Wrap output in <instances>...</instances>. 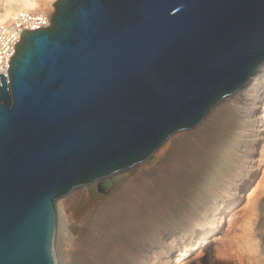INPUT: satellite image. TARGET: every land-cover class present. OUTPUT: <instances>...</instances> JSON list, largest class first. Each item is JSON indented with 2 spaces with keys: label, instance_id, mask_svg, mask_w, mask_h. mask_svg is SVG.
I'll use <instances>...</instances> for the list:
<instances>
[{
  "label": "water",
  "instance_id": "obj_1",
  "mask_svg": "<svg viewBox=\"0 0 264 264\" xmlns=\"http://www.w3.org/2000/svg\"><path fill=\"white\" fill-rule=\"evenodd\" d=\"M53 4L0 73V264H56L59 198L79 218L264 63V0Z\"/></svg>",
  "mask_w": 264,
  "mask_h": 264
},
{
  "label": "rangeland",
  "instance_id": "obj_2",
  "mask_svg": "<svg viewBox=\"0 0 264 264\" xmlns=\"http://www.w3.org/2000/svg\"><path fill=\"white\" fill-rule=\"evenodd\" d=\"M54 9L53 4L52 12ZM254 76L243 89L217 103L198 125L175 133L148 159L129 168L125 178L79 218H72L65 209L80 190L59 198L55 204L57 222L58 203L63 202L70 233L67 243L56 229L59 264H156L155 246L167 264H264V73L251 89ZM237 94L245 97L238 100L234 98ZM130 187L135 189L133 202L138 203L132 210L128 208L132 203H125V189ZM223 189L236 194L226 201ZM116 195L118 199L111 203ZM118 202L121 207L116 206ZM195 211L202 219L191 236L178 226ZM115 213L124 218L115 221ZM92 221L96 225L88 229ZM169 224L173 231L163 237ZM245 224L242 233L240 227ZM239 231L241 235H236ZM111 233L116 234L114 239ZM249 235L255 244L252 247L244 238ZM98 244L110 245L101 258L96 257ZM237 249L244 251L240 262Z\"/></svg>",
  "mask_w": 264,
  "mask_h": 264
},
{
  "label": "bare ground",
  "instance_id": "obj_3",
  "mask_svg": "<svg viewBox=\"0 0 264 264\" xmlns=\"http://www.w3.org/2000/svg\"><path fill=\"white\" fill-rule=\"evenodd\" d=\"M55 0H0V73H3V74H6L7 73V68H6V64L8 63V55L6 53V49L8 47H10V43L14 44L15 42L18 41V38H12L11 36L12 35H15V30L17 31L18 29L19 32L21 31L22 32V29L23 28H26V29H34V28H37V27H42V26H47V24H49V21H47V19L49 20V16L53 10V2ZM48 22V23H46ZM18 32V33H19ZM20 32V33H21ZM17 33V32H16ZM19 37H20V34H19ZM7 39H9V41H6ZM263 64V63H262ZM261 64V66H262ZM260 66V67H261ZM258 68L257 72L253 75L254 76V84L253 86H251V89H255L256 86L258 85V81L260 80L261 76L263 75V73H259V69L260 70H263L264 71V67L263 69L262 68ZM252 76V77H253ZM251 77V78H252ZM244 88V87H243ZM242 88V89H243ZM237 92V91H236ZM245 92V91H243ZM256 92V91H255ZM242 93V92H241ZM247 94H249L248 92H246ZM234 94V93H233ZM243 96V97H242ZM236 97V99L240 100L241 98H244L245 95L243 94H237L234 96V98ZM247 98V96H246ZM225 99V98H224ZM223 99V100H224ZM231 100V99H230ZM232 101V100H231ZM225 102V101H224ZM219 103V102H218ZM222 105V104H221ZM242 105V104H241ZM241 105L239 106L241 108ZM216 106V105H215ZM220 106V105H219ZM262 106L264 108V100L262 101ZM214 107V106H213ZM212 107V108H213ZM238 108V107H237ZM220 111V110H219ZM257 117H260V115H258ZM163 173H160L159 177H161ZM180 182V181H179ZM178 182V183H179ZM181 184V182H180ZM131 188V187H130ZM122 191H120L119 193H121ZM233 191L232 190H228V189H223L221 191V195H223L224 199L226 201H228L229 199L227 197H230V198H233V194L235 193H232ZM236 194V193H235ZM125 195H127V198H126V201L125 203L128 205L130 203L131 206H128L129 209H134V207H137V202H133L135 201L134 200V196H135V189L133 190L131 188V190H126L125 189ZM140 195V194H138ZM144 195V194H143ZM232 195V196H231ZM141 199L142 196H140ZM222 198V200H223ZM118 199V196L116 195L115 197H113V199L111 200V203H114L116 200ZM253 200H254V197H253ZM252 202V195L249 196V207H250V204ZM64 203L63 202H59L58 203V209H59V213H58V222H57V216H56V229L58 227L59 229V234L61 235V238L63 240H65L67 243H68V240L70 239L69 235L70 233H68V230L66 228V222H67V215L64 214V211H63V205ZM68 206V205H67ZM114 206V205H113ZM116 206L118 207H121L122 206V203L121 202H118V205L116 204ZM225 206V205H224ZM66 212H70L71 213V216H72V212L70 209H68L66 207ZM128 213V212H127ZM127 213H126V216H127ZM252 213V212H251ZM117 214L115 213L112 217L114 218L115 221H119L121 219H123L124 217L120 215L116 216ZM132 215V213L130 212L129 213V216ZM73 218V217H72ZM201 219L202 217L200 216V212L198 211H195L194 213H190L186 219L181 223L179 224L180 226H178L179 228L181 227L182 229H184L186 232L184 233H187V232H190V235L193 236L194 233H196L198 231V228L200 227L201 225ZM238 220V219H237ZM57 223H58V226H57ZM248 223V222H247ZM96 225V223L93 224V221L88 224V229L90 226H94ZM246 225V224H245ZM241 225L240 228H242V233L244 231H246L247 229V225ZM249 226V224H248ZM251 227V226H250ZM235 229V228H234ZM249 229V228H248ZM173 231V226L172 224H169V226H167L165 228V231L163 233V237H168L171 235V232ZM250 232V231H249ZM247 233V232H245ZM108 235H110V233H107ZM55 235H56V232H55ZM89 234H87L88 236ZM111 235L113 236L112 239H114L116 237V234H112ZM236 235H241L240 234V231L239 233H237ZM234 235V236H236ZM246 235V234H245ZM252 235V234H251ZM249 235V236H244L245 240H246V243L248 246L252 247L254 244L253 242V238H251L252 236ZM59 236V235H58ZM232 236V238L234 237ZM243 236V235H242ZM241 236V237H242ZM58 238V237H57ZM236 238V237H235ZM240 238V237H239ZM243 238V241H245ZM93 238H90V240H92ZM118 240V239H117ZM162 240V239H161ZM234 240V238L232 239V241ZM238 241V240H237ZM235 241V242H237ZM241 241V240H240ZM249 241V242H248ZM255 241V240H254ZM60 242V241H59ZM64 242V241H63ZM234 242V243H235ZM67 243H65L67 245ZM226 243V242H225ZM230 243V242H229ZM233 243V242H232ZM239 243V242H238ZM244 244V243H243ZM54 245H55V240H54ZM230 245V244H229ZM108 246H110L108 244ZM107 245L105 246H102V245H96V252H97V255L96 257H103V252L105 250V248H108ZM257 246V245H256ZM100 247V248H99ZM238 247V245H237ZM236 247V248H237ZM245 248L247 246H244ZM249 247H247L248 249ZM254 248V247H253ZM155 258L156 260L154 259V263L156 264H167V259L165 258V256L163 255V253L157 248V246H155ZM214 249H218V248H214ZM230 252L231 251H234L235 249L232 248V247H229L227 248ZM242 249V248H241ZM246 249V250H247ZM243 250V249H242ZM241 250V251H242ZM245 250V249H244ZM250 250V248H249ZM245 251L248 253V251ZM254 250V249H253ZM217 251H221L220 249H218ZM227 251V250H226ZM237 254L236 256L238 257L237 258V261L240 262L241 261V258L240 256H244V251L242 252H239L238 249L236 250ZM251 251V250H250ZM204 253V251H202ZM235 252V251H234ZM255 253V251H254ZM223 254V253H222ZM252 255V253H250ZM56 251H55V260H56V264H59L58 262V259L56 257ZM235 256V255H234ZM61 258V257H60ZM205 259L206 260H209V254H206L205 256ZM204 259V260H205ZM93 260V258H92ZM98 262L102 263V260L99 259ZM93 264V262H92Z\"/></svg>",
  "mask_w": 264,
  "mask_h": 264
},
{
  "label": "built area",
  "instance_id": "obj_4",
  "mask_svg": "<svg viewBox=\"0 0 264 264\" xmlns=\"http://www.w3.org/2000/svg\"><path fill=\"white\" fill-rule=\"evenodd\" d=\"M47 21H49V23H50V16H49V20L47 19ZM46 23H48V22H46ZM47 25H49V24H47ZM39 27H40V26H39ZM42 27H44V26H42ZM19 30H20V29H18L17 31L15 30V35H12V36H11L12 38H18V41H19V39H20L19 34H20V32H21V31L19 32ZM16 32H17V33H16ZM18 32H19V33H18ZM6 41H9V39H7ZM14 52H15L14 44L10 43V47H8V48L6 49V53H7V55H8L7 59H9L10 57H12ZM8 66H9V61H8V63L6 64V68H8ZM5 76H7V73L5 74Z\"/></svg>",
  "mask_w": 264,
  "mask_h": 264
}]
</instances>
